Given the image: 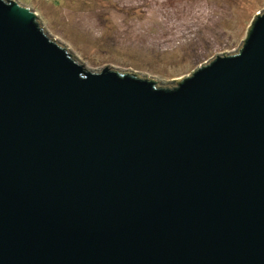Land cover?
Segmentation results:
<instances>
[{"label":"water","instance_id":"obj_1","mask_svg":"<svg viewBox=\"0 0 264 264\" xmlns=\"http://www.w3.org/2000/svg\"><path fill=\"white\" fill-rule=\"evenodd\" d=\"M0 264H264V12L168 81L0 0Z\"/></svg>","mask_w":264,"mask_h":264},{"label":"rangeland","instance_id":"obj_2","mask_svg":"<svg viewBox=\"0 0 264 264\" xmlns=\"http://www.w3.org/2000/svg\"><path fill=\"white\" fill-rule=\"evenodd\" d=\"M88 67L174 81L246 41L264 0H18Z\"/></svg>","mask_w":264,"mask_h":264}]
</instances>
